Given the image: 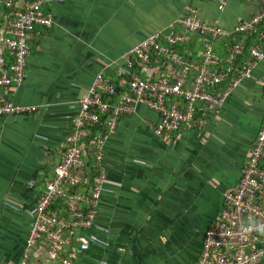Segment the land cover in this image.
Returning <instances> with one entry per match:
<instances>
[{
    "label": "crops",
    "instance_id": "1",
    "mask_svg": "<svg viewBox=\"0 0 264 264\" xmlns=\"http://www.w3.org/2000/svg\"><path fill=\"white\" fill-rule=\"evenodd\" d=\"M190 6L204 21L220 18L230 30L260 8L255 0H232L223 13L211 0H53L55 23L35 30L24 82L0 87L5 99L38 107L31 114L0 117V263L23 260L45 182L61 160L79 102L97 75L121 80L123 55ZM253 33L242 35L243 43L250 44ZM234 36L213 44L221 58L230 50L226 62ZM198 38L189 57L183 55L197 64L207 42ZM0 55L11 64L1 34ZM140 67L137 74L151 78L177 77L180 70L165 60ZM120 84L126 85L123 79ZM198 109L204 125L169 136L156 133L160 115L147 104L119 118L104 144L99 216L90 229L76 232L74 264L199 259L205 234L219 222L227 192L238 186L264 121V60L224 103H199Z\"/></svg>",
    "mask_w": 264,
    "mask_h": 264
},
{
    "label": "built area",
    "instance_id": "2",
    "mask_svg": "<svg viewBox=\"0 0 264 264\" xmlns=\"http://www.w3.org/2000/svg\"><path fill=\"white\" fill-rule=\"evenodd\" d=\"M223 13L232 0H211ZM260 4L259 10L250 18L239 19L233 29H227L220 18L204 21L199 9L188 7L187 13L169 24L165 29L157 30L130 51L123 55L118 68L119 76L129 87V93L123 95L115 105L103 101L102 94H114L115 89L103 73H99L80 100V112L76 117L73 129L68 134L65 151L55 168V175L46 190L41 194L36 207V219L27 241L23 260L18 264H32V255L38 258L39 251H33L40 239L47 236L49 256L58 261L65 251L69 240L64 236L67 223L60 220L57 212L50 213V206L56 196L63 194L65 183L79 185L87 182L85 175V156L88 126L99 122L101 113L111 108L113 115L109 121V132L91 141L96 147L97 163L101 175L92 197L75 194L69 198V209L75 220L74 226L90 228L99 216V203L102 195L106 173L103 167L105 157L104 144L110 133L117 128L121 116L131 114L139 104H147L160 115L156 133L169 136L183 127L192 128L206 123L197 116L198 104L206 103L218 106L226 101L232 91L241 82L253 75L259 62L264 60V0H255ZM53 0H0L6 9L0 14V34L6 49L14 58L8 65L0 55V87L20 85L27 76L28 58L31 52V41L36 28H50L55 17L49 10ZM260 30V31H259ZM257 32L256 43L248 47L250 59L244 63L237 78H234L226 91L215 94L211 90L228 79L233 71V61L244 52L241 43L233 47L228 67L220 69L218 57L214 53V42L217 39L234 35H250ZM207 38L203 60L192 63L171 48L189 42L194 35ZM161 58L180 68L177 77L162 76L157 78L142 77L135 74L129 81L126 76L132 74L136 66H148L152 62L160 63ZM38 110L34 105H23L7 100L0 95V117L23 116ZM87 200L91 205L85 215L81 201ZM264 121L253 144L244 174L235 188L226 194L225 207L219 222L205 234L203 250L199 259L193 264H264ZM1 264V263H0ZM15 264V263H8ZM62 264H74L66 259Z\"/></svg>",
    "mask_w": 264,
    "mask_h": 264
},
{
    "label": "trees",
    "instance_id": "3",
    "mask_svg": "<svg viewBox=\"0 0 264 264\" xmlns=\"http://www.w3.org/2000/svg\"><path fill=\"white\" fill-rule=\"evenodd\" d=\"M4 9L7 10L8 13L12 12V10L6 9L4 6H2L0 9V14L2 13V10H4ZM262 28H264V27H262ZM199 36L206 38L203 35L196 34L193 36L194 37L193 41L174 46L171 48V50L174 53L184 55L187 58V57H189L188 52H189L191 45L192 44L194 45L198 41ZM235 36H237V37L233 43V46L242 42L241 44L244 46V52L236 59L234 64H232L233 71L230 73V76L228 77V79L226 81H224L222 84L217 85L215 88H213L211 90L215 94L226 91L229 87L230 82L234 78H237L240 75L241 70L243 69L244 63L250 59L248 47L250 45L256 43L258 40V33L257 32L253 33L252 36H254V37H251L252 38L251 42L248 45H246L245 42L243 43V40H242L243 38L241 37L242 35L237 34ZM226 38H228V37H226ZM226 38H221V39H226ZM192 48H194V47L192 46ZM229 54H230V50L228 51L227 56H225L224 58H221V56L217 55L219 62L216 65L220 69L228 67L229 64L226 62V58L229 56ZM202 57L200 59H193V60L200 62L202 60ZM12 59L13 60H12L11 64H13V62H14L13 57H12ZM163 60H165V59L161 58V62ZM11 64H9V65H11ZM137 68H141V67L140 66L134 67L132 69V74L125 77V79L127 81H129L135 74H137V71H136ZM174 68L175 69L177 68V70H178L177 66H174ZM163 76H166V75H163ZM120 78L122 80V77H120ZM121 80L111 81V84L114 86L115 92H114V94H102L103 101L109 103L110 105H115L123 95L129 93L128 85L126 84V85L121 86V84H120ZM112 111H113V109L111 108L107 112L101 113L99 122L88 126V134L85 138V142L87 144L86 145V156L84 158L85 159V166H86L84 169V172L88 178V181L83 182L79 185H72L70 183H65L63 194L56 196L54 198L51 206H50L49 212L50 213L57 212L59 219L63 220L65 223H67V227L64 229V236L69 240V243L66 246L65 251L62 252V254H61L62 257L58 261H53L50 259V256L48 253L50 242H49L47 236H43L33 250V251H39L40 255L38 258H35L32 255V257H31V263L32 264H62L64 262V260H66V259H71V260H73V263H75L74 251H75V246H76V232L81 228H78V227L73 225L75 220L72 218L71 211L69 209V198H70V196L75 195V194H81V195H84V196L89 197V198L92 197V191L94 190L97 182L99 181L100 175H101V167L97 163V158H96V154H95L96 147L94 145H91V141L100 135L103 136V135L108 134V132H109V121L111 120L112 115H113ZM197 116L198 117L201 116V112H199V109L197 111ZM64 151H65V148H64ZM54 175H55V171H54V174L50 178H48V180H46L45 190H46V186H47L48 182L51 179H53ZM80 204L84 210L85 215L88 214V212L91 208V205L89 204V202L87 200H84V201H81ZM90 228H84V230H88ZM15 264H18V263H15Z\"/></svg>",
    "mask_w": 264,
    "mask_h": 264
}]
</instances>
